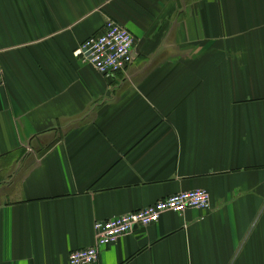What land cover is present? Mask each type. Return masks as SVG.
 Returning a JSON list of instances; mask_svg holds the SVG:
<instances>
[{
    "label": "crops",
    "instance_id": "1",
    "mask_svg": "<svg viewBox=\"0 0 264 264\" xmlns=\"http://www.w3.org/2000/svg\"><path fill=\"white\" fill-rule=\"evenodd\" d=\"M136 38L107 77L77 55ZM0 264H69L94 224L194 189L93 264H264V0H0Z\"/></svg>",
    "mask_w": 264,
    "mask_h": 264
},
{
    "label": "built area",
    "instance_id": "2",
    "mask_svg": "<svg viewBox=\"0 0 264 264\" xmlns=\"http://www.w3.org/2000/svg\"><path fill=\"white\" fill-rule=\"evenodd\" d=\"M134 35L120 23L108 19L104 30L87 38L78 47L77 55L103 76L113 77L125 71L136 54ZM0 63V84L4 81ZM211 207V194L206 189L184 190L157 200L144 208L121 214L94 224L97 244L71 252L69 264H92L98 260L100 248L116 243L131 233L135 226L147 227L158 222L166 212Z\"/></svg>",
    "mask_w": 264,
    "mask_h": 264
},
{
    "label": "rangeland",
    "instance_id": "3",
    "mask_svg": "<svg viewBox=\"0 0 264 264\" xmlns=\"http://www.w3.org/2000/svg\"><path fill=\"white\" fill-rule=\"evenodd\" d=\"M135 37V36H134ZM135 42H136V38H135ZM135 47H136V45H135ZM136 49V48H135ZM194 209H201V208H194ZM135 211V210H134ZM170 212H172V211H170ZM176 213H178V212H176ZM183 213V212H182ZM100 221H102V220H100ZM104 221V220H103ZM139 227V226H138ZM138 227H136V228H138ZM135 227H134V229H136ZM95 229V228H94ZM96 232V231H95ZM103 248V247H102ZM101 249V248H100ZM99 255H100V251H99ZM98 259H99V257H98ZM98 261V260H97ZM96 261V262H97ZM95 263V262H94ZM93 264V263H92Z\"/></svg>",
    "mask_w": 264,
    "mask_h": 264
},
{
    "label": "water",
    "instance_id": "4",
    "mask_svg": "<svg viewBox=\"0 0 264 264\" xmlns=\"http://www.w3.org/2000/svg\"><path fill=\"white\" fill-rule=\"evenodd\" d=\"M138 227V226H135V228Z\"/></svg>",
    "mask_w": 264,
    "mask_h": 264
},
{
    "label": "trees",
    "instance_id": "5",
    "mask_svg": "<svg viewBox=\"0 0 264 264\" xmlns=\"http://www.w3.org/2000/svg\"><path fill=\"white\" fill-rule=\"evenodd\" d=\"M121 73V72H120Z\"/></svg>",
    "mask_w": 264,
    "mask_h": 264
}]
</instances>
